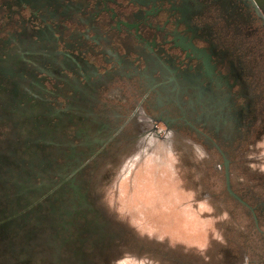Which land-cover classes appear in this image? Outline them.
Listing matches in <instances>:
<instances>
[{
	"label": "rangeland",
	"instance_id": "obj_1",
	"mask_svg": "<svg viewBox=\"0 0 264 264\" xmlns=\"http://www.w3.org/2000/svg\"><path fill=\"white\" fill-rule=\"evenodd\" d=\"M205 4L238 74L220 104L117 62L87 18L0 0V264H264L262 12ZM115 71L141 84L127 103L98 87Z\"/></svg>",
	"mask_w": 264,
	"mask_h": 264
},
{
	"label": "flooded vegetation",
	"instance_id": "obj_2",
	"mask_svg": "<svg viewBox=\"0 0 264 264\" xmlns=\"http://www.w3.org/2000/svg\"><path fill=\"white\" fill-rule=\"evenodd\" d=\"M17 1L20 3L21 11L24 12L31 8H35L38 12L42 8L51 7L52 4L54 10L51 15L57 17L60 28L63 27L66 19L71 21L77 19L79 22L87 18L89 27H96L103 37L108 39V49L122 54L117 56L119 60L117 62L131 67L138 61H143L146 67L150 65L154 70L167 74L168 82L186 84L184 88L189 87L199 91L202 97L206 96L213 104L223 102L220 100L236 98L238 74L233 65L235 61L226 55L225 47L219 46L214 25L204 13L207 7L205 0ZM63 1L68 2L62 4ZM31 2H36V6H33L34 3L30 4ZM252 3L262 12L261 19L264 21V0H252ZM61 7L67 11L58 10ZM69 9L71 13L68 12ZM56 29L57 27L54 30ZM43 33L44 30L38 32L41 46L52 38L49 33L48 35ZM53 37L56 38L54 34ZM57 43L53 49L56 55L59 53L57 51L62 50ZM120 49L126 51L127 55H124ZM64 53L69 54V51ZM81 62L84 63L83 60ZM93 71L96 72V70L91 72ZM121 73L115 71L109 83L100 82L98 87L103 89L106 85L115 84L109 88L111 97L127 103L137 94L141 84L132 79L129 82L122 81L118 78ZM126 73L133 76L139 72L131 70ZM97 77L96 75L95 79ZM159 102L161 104L162 97ZM133 115L138 117L137 120L140 122H145V118H151L142 105L134 110Z\"/></svg>",
	"mask_w": 264,
	"mask_h": 264
},
{
	"label": "water",
	"instance_id": "obj_3",
	"mask_svg": "<svg viewBox=\"0 0 264 264\" xmlns=\"http://www.w3.org/2000/svg\"><path fill=\"white\" fill-rule=\"evenodd\" d=\"M225 166V179H226V186H227V191L229 192V194H231L237 201H239L241 204L245 205V203L238 197L236 196L229 187V173H228V168H227V162H225L224 164ZM251 211H253L252 209H250Z\"/></svg>",
	"mask_w": 264,
	"mask_h": 264
},
{
	"label": "crops",
	"instance_id": "obj_4",
	"mask_svg": "<svg viewBox=\"0 0 264 264\" xmlns=\"http://www.w3.org/2000/svg\"><path fill=\"white\" fill-rule=\"evenodd\" d=\"M213 24V23H212ZM218 41H220L219 37H218ZM221 42V41H220Z\"/></svg>",
	"mask_w": 264,
	"mask_h": 264
}]
</instances>
